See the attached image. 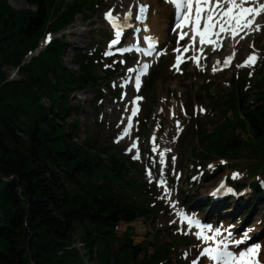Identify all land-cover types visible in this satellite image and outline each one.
<instances>
[{
    "label": "trees",
    "instance_id": "16d2710c",
    "mask_svg": "<svg viewBox=\"0 0 264 264\" xmlns=\"http://www.w3.org/2000/svg\"><path fill=\"white\" fill-rule=\"evenodd\" d=\"M96 1L25 0L28 8L15 10L0 0V264H185L172 257L179 242L164 240L158 228L151 241L138 244L131 226L117 235L120 224L157 221L162 206L153 199L154 186L119 149L93 134L78 138L81 108L71 104L72 94L97 91L100 98L116 70L103 69L100 51L79 47L71 48L77 69L69 70L62 61L70 47L63 34L28 59L45 34L65 30ZM9 68L17 70V79L9 78ZM158 78L155 69L142 91L150 93ZM229 83L228 94L217 100L230 118L210 133L193 132L191 160L194 166L226 160L233 171L245 159L253 178L264 172V76L243 78L255 91L251 106H244L242 84L234 77ZM151 113L146 105L143 127ZM249 186L254 200L262 197L257 182ZM180 192L187 203L189 195ZM237 204L241 216L248 214L251 205L243 199Z\"/></svg>",
    "mask_w": 264,
    "mask_h": 264
},
{
    "label": "rangeland",
    "instance_id": "374dc122",
    "mask_svg": "<svg viewBox=\"0 0 264 264\" xmlns=\"http://www.w3.org/2000/svg\"><path fill=\"white\" fill-rule=\"evenodd\" d=\"M121 1L98 0L95 2L94 10L87 9L84 11V15L75 17L74 22L64 32L66 42L70 46L62 57L65 67L69 70L77 69L71 63V48L73 47L96 48L104 55L106 52H111L112 47L109 46L111 32L106 23L105 13L112 10L113 15L121 16L131 4L126 2L121 5ZM9 4L15 10L28 8L25 0H9ZM159 4L167 8V3L164 0H160ZM86 15H89L87 20L84 19ZM169 18H171L170 14ZM255 27L252 29V36L241 40L238 52L233 51L231 55L233 58L228 66L224 65V60L228 56L224 50H221L220 53H213L211 49H208V51L200 53L199 66L192 59L195 57L194 52L188 55V61L180 71L174 70L172 68L175 56L173 48L178 46L177 38H168L170 35L166 31L167 40L166 42L160 41L159 46L162 55L157 61L152 62L150 69V72H153L158 68L159 76L150 93L141 91L142 85L138 91L131 86L132 73H129L128 69H136L138 66L137 58L132 57L129 60L126 59L127 57H118L113 61L108 60L110 69H117L119 72L115 79L103 84L100 98L96 99L97 91L73 93L71 104L81 108L80 114L77 116L81 129L78 138L83 139L84 135L93 134L101 144L112 149H121L125 154H128L130 160L142 170L143 180L149 185H154L156 197L153 199L162 206V211L154 224L146 223L142 219L128 225L120 224L117 229L118 236L127 226H131L134 230V243H141L144 239L149 242L155 234V229L158 228L164 232V240L175 239L179 242L172 257L183 259L185 264H193L192 261L197 259L200 250L206 244L197 239L195 235L197 229H187L184 222L177 217L180 209H183L186 215L204 219L211 228L218 225L225 230L228 229L237 238L247 232L249 238L246 241L250 247L260 246L258 259L261 260L264 257V196L254 200L251 190L242 193L243 197L240 199L244 200V205H251L248 214L243 216L240 215L242 209L236 200L223 204H216L211 200L212 189L218 184L226 182L227 179L246 185L257 182V178L252 179L247 176V168L250 165L243 162L245 159L241 160L239 165L233 168L240 172V174L238 173L240 176L234 178L230 173L232 170L230 167L227 166L223 169L224 164H230L229 161L215 160L194 166L195 162L191 160V147L196 143L193 132L200 130L210 133L221 122L230 118L229 112L222 111L217 98L220 96L224 99L228 94L231 77H234L243 86L242 99H246L244 106L252 104L250 98L255 91L252 86L243 83V78L250 77L252 80L260 73L264 76V21L260 25L259 31L255 30ZM150 29L154 32L153 34L160 33L159 28L152 27ZM73 31L81 32L82 35H75ZM128 33L126 31V34ZM250 54L256 56L254 64L238 67ZM214 58H217L219 62L218 67H215L218 70L215 72L211 65ZM114 62L118 63V66H111ZM13 72L14 69H7L8 76ZM13 78L17 79V75ZM146 79L147 77L144 80ZM118 92L121 93L119 96ZM137 97H142V99L136 100ZM133 101H136L135 104ZM141 105L142 112L140 111ZM146 105L152 108V113L147 125L143 127L142 113ZM134 107L138 111L135 116H132ZM130 116L131 127L128 134L124 135V130L129 125L128 118ZM177 122H179V127ZM245 136L243 134V137ZM133 143L137 144L135 151L128 152L129 145ZM161 153H163V163H161ZM137 154H139V159H133V156ZM162 170L163 174L161 175ZM212 170L217 175L204 180L201 175ZM149 172H151L150 177ZM190 172L196 174L191 186L189 181L186 183V177ZM257 177L258 181L264 183L263 171ZM160 180L166 181L164 187L157 186L156 182ZM165 188L167 192H165ZM180 191L189 195L185 204L181 200ZM206 201L211 202L209 208L203 206L207 204ZM189 208L194 211L190 212ZM164 229L166 230L164 231ZM207 263L208 259L206 258H200L197 262V264Z\"/></svg>",
    "mask_w": 264,
    "mask_h": 264
},
{
    "label": "snow or ice",
    "instance_id": "6c2138e0",
    "mask_svg": "<svg viewBox=\"0 0 264 264\" xmlns=\"http://www.w3.org/2000/svg\"><path fill=\"white\" fill-rule=\"evenodd\" d=\"M174 8V15L176 17L175 29H179L178 33V43L179 40L185 39L189 33L185 32V28L191 29V41L190 45L195 43L196 37H199V42L201 45L213 44L215 45L219 41H213L212 37H219L221 33L230 34L233 38L238 36L241 32H246V30L251 31L252 25L255 23L257 17L264 13V0H166ZM147 11V6H140L138 13L135 15L136 20H142ZM133 17V9L130 8L129 11L124 15V21L126 22ZM105 19L115 30V38L111 40L110 47L117 45L120 42V37L123 33V28L120 23H118V17L112 15V10L105 13ZM126 26V24H125ZM255 30H260V25L257 24ZM247 34V33H246ZM240 36V39H243ZM149 39V48L154 47V44ZM215 46L213 51H215ZM121 51H127V49H121ZM174 51H179V49H174ZM184 51H188V47L184 48ZM149 54V53H145ZM105 55H110L106 52ZM233 57H227L224 60V65L228 66ZM194 62L199 66V58L193 57ZM256 56L250 54L243 64L238 65V67H245L254 64ZM123 62V61H122ZM183 60L178 55L176 58V63L173 65L177 71H179V64ZM219 63V62H217ZM149 65L144 64L139 70L128 69L129 73L135 72V88L138 91L140 88L141 80L140 77L146 74ZM218 69L213 67V72ZM142 97H137L136 100H140ZM136 101H133L135 104ZM138 109H132V116L137 114ZM201 111H203L201 109ZM129 119L128 128H125L124 135L128 134V130L131 127V116ZM179 127V122H177ZM123 138V137H121ZM133 143L132 147H135ZM155 150V149H154ZM131 151V148L129 149ZM133 159H139V154L133 156ZM175 158L173 157V160ZM161 163H163V153H161ZM211 167V166H210ZM163 170L161 171V175ZM149 177L151 172L148 173ZM239 174H233L234 178H237ZM151 182V180H150ZM166 181H158V187H164ZM223 187V186H222ZM165 192L167 189L165 188ZM182 222L187 224L189 229L195 227L199 229L195 232L198 240L207 244L211 242L214 246H207L202 248L199 252L197 260L193 261V264H197L200 258L208 259L211 264H261L258 259L260 256V246H254L247 248L246 251L239 253L237 257L234 253L229 251L230 245L239 246L247 240L248 234L245 232L240 239H233L231 233L229 232L226 236L222 237L220 229H211L210 226L201 225L199 221L195 218L187 217L182 213H178ZM211 232V235L207 233ZM188 234V233H185ZM217 237H222L217 240ZM187 255V254H185Z\"/></svg>",
    "mask_w": 264,
    "mask_h": 264
},
{
    "label": "bare ground",
    "instance_id": "6f19581e",
    "mask_svg": "<svg viewBox=\"0 0 264 264\" xmlns=\"http://www.w3.org/2000/svg\"><path fill=\"white\" fill-rule=\"evenodd\" d=\"M126 2L127 3L130 2L131 4L127 8V10L119 17L122 24L124 26L126 24L127 29H131L136 33H140L141 35H143V37H145L146 35H151L158 42H160V41L166 42V40H167V33H166L167 24L169 23L168 20H170L169 14L171 15V17L174 15L173 6H171L169 3H167L166 0H164V2L167 3V8L163 7L162 5L159 4L160 0H122L121 5H123ZM140 6H147V11H146L144 18L142 20H136L134 17L138 13ZM130 8L133 9V17L125 22L124 21V15L129 11ZM263 21H264V13H262L261 15H259L257 17L255 23L252 25V29L257 24H259V25L263 24ZM158 24H159V26H158ZM152 27L153 28H159L160 33L153 34L154 32L151 31V29H150ZM154 31H155V29H154ZM73 34L82 35V33L78 32V31H73ZM240 36H243L244 38L240 39ZM250 36H252V30L251 31L246 30V32H241V34L236 36L235 38H233V37L228 38L226 40V42L223 43V48H222V50H224V52L228 55L226 57H230L232 55L233 51L238 52V49H239L240 44H241V40H246ZM159 52H160V50H159ZM159 52H158V54L160 55ZM197 53H199V52H196L195 57L199 58L200 55H197ZM156 54H157V52H156ZM217 62H218L217 58H214L211 61V65L213 67H218L219 63H217ZM44 103H46V100H44ZM208 234H209V232H208ZM263 252H264V250H263ZM263 255H264V253H263ZM261 260L263 261L264 257H262ZM261 264H263V263H261Z\"/></svg>",
    "mask_w": 264,
    "mask_h": 264
},
{
    "label": "water",
    "instance_id": "95a60500",
    "mask_svg": "<svg viewBox=\"0 0 264 264\" xmlns=\"http://www.w3.org/2000/svg\"><path fill=\"white\" fill-rule=\"evenodd\" d=\"M4 180H7V181H11L13 180V177H10V178H3Z\"/></svg>",
    "mask_w": 264,
    "mask_h": 264
}]
</instances>
